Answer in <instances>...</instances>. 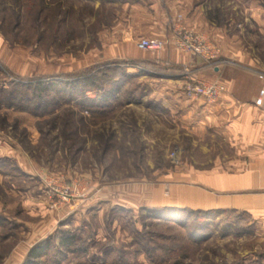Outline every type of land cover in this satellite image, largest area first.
Returning <instances> with one entry per match:
<instances>
[{
  "label": "rangeland",
  "instance_id": "1",
  "mask_svg": "<svg viewBox=\"0 0 264 264\" xmlns=\"http://www.w3.org/2000/svg\"><path fill=\"white\" fill-rule=\"evenodd\" d=\"M132 2L0 0V264L44 240L39 264H264V213L184 206L186 170L232 157L164 107L192 67L109 58ZM226 14L231 33L254 31L244 9ZM180 20L172 38L189 32Z\"/></svg>",
  "mask_w": 264,
  "mask_h": 264
},
{
  "label": "crops",
  "instance_id": "2",
  "mask_svg": "<svg viewBox=\"0 0 264 264\" xmlns=\"http://www.w3.org/2000/svg\"><path fill=\"white\" fill-rule=\"evenodd\" d=\"M239 7L253 32L243 24L239 34L229 30L234 21L226 13ZM215 13H220L224 23L216 21ZM178 17L182 19L178 28L202 37L219 50V58L207 63L166 48L160 62L191 66L194 83H217L222 91L217 101L189 98L178 79L180 85L163 89L162 94L169 97L164 107L177 111L182 127L195 132L200 141L219 136L232 154L228 161L216 160L211 169L186 170L190 180L183 186L184 206L193 210L230 206L264 213V207L256 204L258 199L264 201V0H133L109 30V58L145 61L137 42L172 38L171 22ZM198 194L201 199L193 197ZM260 221L264 225V214Z\"/></svg>",
  "mask_w": 264,
  "mask_h": 264
},
{
  "label": "built area",
  "instance_id": "3",
  "mask_svg": "<svg viewBox=\"0 0 264 264\" xmlns=\"http://www.w3.org/2000/svg\"><path fill=\"white\" fill-rule=\"evenodd\" d=\"M177 37H168L165 40L159 39H141L137 42L140 50L151 51L154 53H162L166 48L175 50H183L185 52L202 58L205 62L210 63L212 60H218L219 50L214 49L211 45H207L206 41L191 32L180 31ZM222 88L217 83H188L184 87V94L189 98H205L209 102L220 99Z\"/></svg>",
  "mask_w": 264,
  "mask_h": 264
},
{
  "label": "trees",
  "instance_id": "4",
  "mask_svg": "<svg viewBox=\"0 0 264 264\" xmlns=\"http://www.w3.org/2000/svg\"><path fill=\"white\" fill-rule=\"evenodd\" d=\"M56 84L52 83V84H48V89L49 88H56L55 87ZM47 89V88H46ZM63 244L65 246H69L71 244H73L75 242V236H70L67 234V236L64 238L63 240ZM49 242L48 240H44L41 244L35 246L32 248V250L30 251L29 255H28V258L26 260V262L24 264H39V260L41 258H43V255L46 254L47 252V249L49 247Z\"/></svg>",
  "mask_w": 264,
  "mask_h": 264
}]
</instances>
